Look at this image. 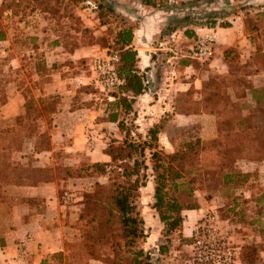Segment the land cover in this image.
<instances>
[{
    "label": "rangeland",
    "instance_id": "rangeland-1",
    "mask_svg": "<svg viewBox=\"0 0 264 264\" xmlns=\"http://www.w3.org/2000/svg\"><path fill=\"white\" fill-rule=\"evenodd\" d=\"M156 1L159 2L158 6H151L152 8L168 10L171 14L170 18L167 17L163 23V28L168 32L169 30H177L178 34L175 37L176 42H173L174 46H177L175 52L160 50L158 51V54H161L160 59L156 60L158 67L165 64L169 66H172V63L176 64L175 81L177 85L171 96L170 104V109L173 112L171 114L169 112L163 113L157 117L156 123L152 121L153 126L157 125L159 128L158 146L163 151L169 152L180 149L183 143L190 140L192 136H199L203 140L216 137L219 132L227 129V123L229 125L228 110L237 111L243 108L245 111L259 112L262 109L261 105L251 98L250 91L245 88L251 82L248 76L254 71L257 72L259 67V64L255 63V59L252 57L255 45L253 42H249L248 37L258 33L259 37H256L255 41L260 43L264 50V18L257 20L254 17L257 12L264 11V0ZM99 2L105 6L110 5L113 8V13L107 12L104 6L98 8ZM139 4H141L139 0H0V34L5 38L0 47V49H5V53L0 52V94L3 92L4 80L13 76L22 77L26 72L32 70V64L26 56L27 51H30L29 48L37 46V52L47 51L48 48L52 50L56 47L69 51L79 45H93L96 48L94 53L97 54L85 56L82 64L79 65L91 76L93 83L88 85V90L99 92L98 96L102 98L101 108L105 109L104 112L107 113L109 107L106 104L107 98L113 100L108 95L117 89L104 90L94 86L95 73L91 69L92 60L104 51L108 52V49L113 48L115 33L120 27L131 24L136 28L139 25L140 19L136 13L140 9ZM99 13L101 17H99ZM102 19H105L106 23L101 21ZM254 22L257 24V31L251 26ZM219 26H235L238 30L242 29L243 35L246 36V48H251L250 56L246 62L242 57L243 51L238 45L231 44L222 50L219 49L218 46L222 44L223 40L219 39L218 35L213 44V55L209 59L192 57L191 49L202 33L210 28L217 32ZM234 48L238 50L236 59L226 62L227 67L222 68L221 65H224L221 56L222 51ZM15 56L22 59V68L14 69L8 66L9 59ZM171 56H175L172 59L173 62L168 61ZM155 58H157V54H155ZM57 62L58 60L53 62V73L56 76L58 71L66 70V65L71 69L75 67L71 59H65L61 63ZM185 64L189 67L186 68ZM74 69L76 70V68ZM259 76H251V78L257 80ZM47 78H50L51 81L55 80L52 73ZM244 93L247 95L245 99L241 97ZM54 95L56 96L55 99H53ZM57 96H59L58 93H49L45 97L47 103L44 108L47 110L53 108ZM214 101H217L215 105L213 104ZM210 108L219 110L222 114H219V117L211 113L208 114ZM38 109L43 115V124H46L49 111L42 110L40 106ZM17 117L5 124L14 125ZM127 118L129 122L138 126V131L142 135H145L149 126L146 124H150V117L147 118V123L145 122L144 125L137 123L136 111L135 114L130 113ZM254 122L264 128V121L254 119ZM107 128L115 135L114 138L122 137L123 133L116 123L110 124ZM87 138L89 142H92L91 132H88ZM166 139L171 141L172 146L169 148L162 145V142H165L163 140ZM218 160L215 150L206 149L200 153L196 160L185 164L183 176L176 180L175 196L184 207L194 205L197 207L193 209L201 208L199 210L200 216L196 222H193L188 218V214H190L188 210L190 209H185L183 211L185 221L175 231L170 232L167 237L164 235L163 222L160 221L158 213L152 207L153 195L148 204H145L141 200L142 188L140 189L139 196L135 198V204L144 219L146 236L137 242L135 248H143L144 251H148L154 264H196L190 247L193 238L192 232L207 211L216 215L220 230L237 247V260L240 264L242 249L239 246L247 245H240L241 243L238 242L236 231H239L241 227L231 225L230 220L223 222L229 217V211L232 208V206L227 207V204H231L230 194L224 198L225 203L223 201L218 202L220 208L208 205L212 203L211 201L215 198L214 195L218 190L226 188L223 174L227 172L226 170H234L235 167L232 162L228 161H220L218 165H214L213 162L218 163ZM145 162L147 164V169L144 171L145 185L151 180L155 187L157 171L151 168L149 156H146ZM228 173H232V171ZM214 201L217 203L216 198ZM160 244L167 247L164 253L159 251ZM256 246L255 260L249 264H264V255H260L259 252V247L262 246ZM125 249L126 247H123L119 254L121 259L117 261L118 264H131L132 254ZM113 258L116 259V256ZM88 264L102 263L98 260H89Z\"/></svg>",
    "mask_w": 264,
    "mask_h": 264
},
{
    "label": "trees",
    "instance_id": "trees-1",
    "mask_svg": "<svg viewBox=\"0 0 264 264\" xmlns=\"http://www.w3.org/2000/svg\"><path fill=\"white\" fill-rule=\"evenodd\" d=\"M139 1L152 7L159 4L156 0ZM103 6L107 12L113 13L110 5L105 6L100 2L97 4L98 8ZM254 17L257 20L263 19L264 11L257 12ZM101 21L106 23L105 19ZM251 26L255 31L258 30L255 22ZM134 30L135 27L131 24L120 27L115 33L113 48L108 49V52H119L117 70L123 80L117 90L111 93L113 100L106 102L109 106L108 121L116 123L123 133L121 138H114L115 135L111 132L106 135L103 152L109 157L108 160L85 161L76 167L62 164L54 167L36 165L34 154L50 148L51 113L55 111L59 101L57 96L53 108L48 110L44 108L47 103L45 97L48 94L40 95L46 91L44 86L40 85V79H34L33 76L37 73L47 78L53 73L54 64L45 61L46 51L37 52V46L27 51L26 56L32 64V70L25 75L30 83H27L24 77L13 76L4 80L2 84L0 107L11 95L17 94L20 114L14 125L0 124V200L4 198V192L10 185H36L55 178L67 177H89L92 181L83 196V207L76 222L75 239L66 242L69 264H88L89 260H98L102 264H118L123 247L132 254L131 264H154L148 251L135 248L137 242L146 236L144 219L135 204V198L145 186L146 156L151 160V168L157 171L152 207L163 222L166 237L185 221L183 214L185 209L197 207L194 205L184 207L175 196L176 180L183 176L187 162L196 160L203 150H215L219 160L218 163L213 162L214 165H218L220 161L232 162L235 165L236 170L223 177L226 186L233 183L235 187L238 182L246 179L247 174L243 171L246 165L254 166L264 158V128L254 122V119L264 121V50L260 43L255 41L256 37H259L258 33L249 36L248 40L255 45L252 57L255 63L259 64L257 74L260 76L257 80L248 76L251 82L245 89L250 91L251 98L257 101L262 109L259 112L245 111L243 108L237 111L227 109L229 125L227 123V129L219 132L216 137L203 140L199 136H192L180 149L165 152L158 146L157 125L148 128L145 135H142L137 129L138 126L129 122L127 118L130 113L135 114L133 109L135 97L142 94L145 89V72L137 64L138 52L132 46ZM4 39L0 34V47ZM73 50L74 48L68 52ZM237 54L236 48L225 49L221 53L222 61L224 63L233 61ZM81 90L91 92L88 85ZM55 97L54 95L53 99ZM241 97L245 99L246 93ZM39 106L42 110L49 111L45 122L47 125L43 124ZM209 113L218 117L222 114L213 108H210ZM239 247L242 249L241 261L252 263L255 260L257 246L247 244ZM166 248L164 244H160L159 251L164 253ZM51 256L62 259L60 252ZM113 256H116V259Z\"/></svg>",
    "mask_w": 264,
    "mask_h": 264
},
{
    "label": "crops",
    "instance_id": "crops-1",
    "mask_svg": "<svg viewBox=\"0 0 264 264\" xmlns=\"http://www.w3.org/2000/svg\"><path fill=\"white\" fill-rule=\"evenodd\" d=\"M139 8L136 13L140 23L134 30L132 46L138 52L137 64L145 72V89L135 97L133 109L136 111L137 123L144 125L147 118H151L150 124H146L149 128L153 126L152 121H158L157 117L165 112H173L170 104L177 85L176 64L158 67L156 60L160 59V50L175 52L177 46H174L173 42L178 34L177 30L168 32L162 26L167 17L170 18L168 10H158L142 4H139ZM217 35L223 40L218 46L219 49L222 50L231 44L238 45L246 62L251 48H246V36L241 28L238 30L235 26H219ZM95 49L93 45H79L72 52L61 47L52 50L48 48L45 53L46 63L56 60L61 63L65 59H71L75 67L71 69L66 65V70L58 71L57 76L52 73L55 76L54 81L45 75H33L34 79H40V85L46 90L40 95L51 92L59 94L56 109L51 113L50 148L34 154L37 166L54 167L62 164L76 167L85 161H105L109 158L103 152L104 137L111 132L107 127L114 122L108 121L105 109L101 108L102 98L98 96L99 92L81 90L86 85H92L93 81L79 64H82L85 56L97 54L94 53ZM0 52L5 53V49L1 48ZM106 53L107 51H104L101 55ZM174 58L175 56H171L168 61ZM21 60L17 56L11 57L8 66L14 69L22 68ZM223 64L222 68L227 67ZM184 66L189 67L186 64ZM250 74L249 76L254 77L258 75L256 71ZM22 77L30 83L25 74ZM94 86L99 87L96 81ZM108 97L113 98L112 95ZM19 114V98L17 94L11 95L0 107V123L10 122ZM88 132L92 133V142L87 138ZM163 141L164 147L172 146L169 139ZM233 169L226 170L225 174L236 170L235 167ZM243 171L247 174L245 180L238 182L235 187L232 183L218 190L214 195L217 203L214 198L211 205H208L220 208L218 202L225 203L224 198L230 194L231 204H227V207L232 208L229 217L223 222L230 220L231 225L241 227L236 231L240 245H261L259 252L264 255V158L254 166L247 164ZM91 183L89 177H67L36 185L8 186L4 198L0 200V264H69L66 242L75 239L76 222L83 207V196ZM141 191L142 202L148 204L154 193L153 182L150 180ZM200 209L188 210V218L196 222ZM59 252L62 253V259L51 256ZM240 264L248 263H243L240 259Z\"/></svg>",
    "mask_w": 264,
    "mask_h": 264
},
{
    "label": "built area",
    "instance_id": "built-area-1",
    "mask_svg": "<svg viewBox=\"0 0 264 264\" xmlns=\"http://www.w3.org/2000/svg\"><path fill=\"white\" fill-rule=\"evenodd\" d=\"M216 38L217 32L214 29L203 32L191 49L192 57L209 59L213 55ZM119 61L118 51L107 52L92 60L91 69L101 89L115 90L123 82L117 70ZM192 233L190 247L196 264H238L237 247L220 230L215 214L207 211Z\"/></svg>",
    "mask_w": 264,
    "mask_h": 264
}]
</instances>
